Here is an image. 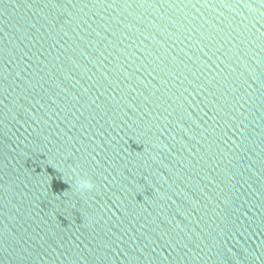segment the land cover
<instances>
[{
  "label": "water",
  "instance_id": "95a60500",
  "mask_svg": "<svg viewBox=\"0 0 264 264\" xmlns=\"http://www.w3.org/2000/svg\"><path fill=\"white\" fill-rule=\"evenodd\" d=\"M0 264H264V0H0Z\"/></svg>",
  "mask_w": 264,
  "mask_h": 264
},
{
  "label": "clouds",
  "instance_id": "9594fccd",
  "mask_svg": "<svg viewBox=\"0 0 264 264\" xmlns=\"http://www.w3.org/2000/svg\"><path fill=\"white\" fill-rule=\"evenodd\" d=\"M84 187H85L88 191H91V190L94 188V185L86 184Z\"/></svg>",
  "mask_w": 264,
  "mask_h": 264
}]
</instances>
